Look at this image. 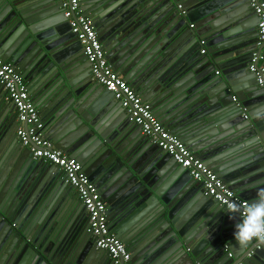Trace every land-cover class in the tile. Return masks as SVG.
<instances>
[{
	"label": "water",
	"instance_id": "obj_1",
	"mask_svg": "<svg viewBox=\"0 0 264 264\" xmlns=\"http://www.w3.org/2000/svg\"><path fill=\"white\" fill-rule=\"evenodd\" d=\"M79 6L112 70L236 196L253 203L264 190L258 90L264 98L248 66L254 51L264 53V41L256 47L257 18L247 0H79ZM0 59L23 78L44 137L94 183L132 264H264V243L227 244L225 228L240 219H230L203 183L151 144L91 79L60 0H0ZM248 102L254 111L244 116ZM16 128L15 108L0 85V264H112L84 232V207L75 193L68 197L73 189L64 197L60 168L34 158Z\"/></svg>",
	"mask_w": 264,
	"mask_h": 264
},
{
	"label": "built area",
	"instance_id": "obj_2",
	"mask_svg": "<svg viewBox=\"0 0 264 264\" xmlns=\"http://www.w3.org/2000/svg\"><path fill=\"white\" fill-rule=\"evenodd\" d=\"M60 1L63 17L67 19L71 33L79 41L89 63L92 80L103 86L106 91L111 92L113 98L120 102L128 121L139 125L141 134L147 137L151 144L170 155L181 168L188 170L194 181L202 182L205 195L225 206L226 209L229 203H237L241 208L248 205L247 200L236 196L215 172L193 155L183 141L171 134L157 120L150 105L142 101L127 82L112 70L91 19L81 14L79 0ZM247 3L257 18L256 47H260L264 41V2L247 0ZM200 53L204 54L205 49H201ZM263 60L264 53L254 51L250 57L248 70L254 75L256 85L263 90L264 98V65L261 64ZM0 85L3 86L8 101L15 108L17 122L15 134L20 145L28 148L34 158L60 168L64 183L77 193L78 200L87 213L86 232L92 236L96 248L107 252L112 264H132L131 254L127 247L109 229L106 204L94 184L83 172L78 161L63 154L44 137L38 110L29 97L23 78L12 65L1 59ZM232 101L235 102L236 98L232 97ZM242 111L244 115L247 109L242 107ZM261 242L264 243V241ZM228 256L231 255L228 254Z\"/></svg>",
	"mask_w": 264,
	"mask_h": 264
},
{
	"label": "clouds",
	"instance_id": "obj_3",
	"mask_svg": "<svg viewBox=\"0 0 264 264\" xmlns=\"http://www.w3.org/2000/svg\"><path fill=\"white\" fill-rule=\"evenodd\" d=\"M226 211L230 219L239 216L235 225L234 240L240 246H246L253 239L264 241V190L257 193L256 200L241 208L237 203H229Z\"/></svg>",
	"mask_w": 264,
	"mask_h": 264
},
{
	"label": "crops",
	"instance_id": "obj_4",
	"mask_svg": "<svg viewBox=\"0 0 264 264\" xmlns=\"http://www.w3.org/2000/svg\"><path fill=\"white\" fill-rule=\"evenodd\" d=\"M252 16H253V20L255 21V19H256V16L253 14V12H252ZM256 25H257V23H256V21L254 22V30H257V28H256ZM240 29V28H239ZM244 31L243 30H239V33H242L241 35H243L244 33H243ZM235 33H237L238 34V31H236ZM244 38L246 37V35L245 36H243ZM243 37H241V39H243ZM261 64H263L262 63V61H261ZM215 72H219V69H217V70H215L214 71V73H213V75L212 76H217L216 74H215ZM92 79V78H91ZM253 83H254V85H256L255 84V80L253 81ZM128 84V83H127ZM129 85V84H128ZM4 93H5V100H7L8 101V99H7V96H6V92H5V90H4ZM258 93H259V97H258V99H259V101L256 103L257 105L256 106H258V105H264V103H263V99H262V95L260 96V94H261V91L260 90H258ZM249 101H251V100H249ZM250 105H251V103H249L248 102V104H246V106L244 105V107L247 109V112H248V114H251L252 113V111H254V109H250ZM249 106V107H248ZM255 106V107H256ZM257 113L259 114V115H261V111L259 110V111H257ZM167 129V128H166ZM43 130V129H42ZM168 130V129H167ZM60 180L63 182V184L64 185H66L65 183H64V180H63V174H62V172H60ZM89 178V177H88ZM90 179V178H89ZM91 180V179H90ZM94 184V183H93ZM71 188L70 187H68L67 185H66V192H65V194H64V197L67 195V192L70 190ZM71 191V190H70ZM74 191V190H73ZM71 191V193L70 194H68V197L69 196H73V194H74V197L76 198V199H78V196H77V193L74 191ZM237 218H239V216H237ZM240 219V218H239ZM240 221L238 220H234V224H232V225H230V226H228V227H226L225 229H226V232H230L229 234H228V243L227 244H233V246H236L237 244H238V242L236 241V240H234V234L232 235V233H233V228H234V226L237 224V223H239ZM231 246V245H230ZM242 250H243V248H241V249H238V251H236V249L234 250V253L235 254H240L241 252H242Z\"/></svg>",
	"mask_w": 264,
	"mask_h": 264
},
{
	"label": "flooded vegetation",
	"instance_id": "obj_5",
	"mask_svg": "<svg viewBox=\"0 0 264 264\" xmlns=\"http://www.w3.org/2000/svg\"><path fill=\"white\" fill-rule=\"evenodd\" d=\"M99 192V191H98ZM100 194V193H99ZM101 197V196H100ZM105 203V202H104ZM107 208V206H106ZM107 210V209H106ZM107 219V218H106ZM83 229H84V232H86V227H87V221H88V218H87V213L85 212L84 210V216H83Z\"/></svg>",
	"mask_w": 264,
	"mask_h": 264
}]
</instances>
